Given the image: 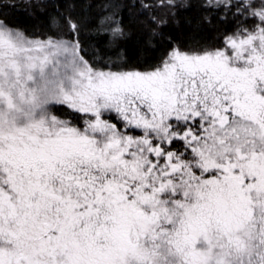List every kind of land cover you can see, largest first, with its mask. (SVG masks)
Listing matches in <instances>:
<instances>
[{"label":"snow or ice","instance_id":"1","mask_svg":"<svg viewBox=\"0 0 264 264\" xmlns=\"http://www.w3.org/2000/svg\"><path fill=\"white\" fill-rule=\"evenodd\" d=\"M0 264H264V0H0Z\"/></svg>","mask_w":264,"mask_h":264},{"label":"trees","instance_id":"2","mask_svg":"<svg viewBox=\"0 0 264 264\" xmlns=\"http://www.w3.org/2000/svg\"><path fill=\"white\" fill-rule=\"evenodd\" d=\"M193 12H194V10H192V9L185 10L181 14L179 25L171 24L168 27H166L164 29V31L170 32V33H179L181 31H186L189 28L187 18L192 17ZM17 16H19L21 23L29 24V25H39V24H41L42 21L45 20V17L40 15L39 13H37L36 16L33 17V16L28 15L27 13L18 12ZM146 38H147L146 34H142L139 32L134 34L133 37L131 38V40L127 42L129 52H132L135 50L138 41L143 42Z\"/></svg>","mask_w":264,"mask_h":264}]
</instances>
